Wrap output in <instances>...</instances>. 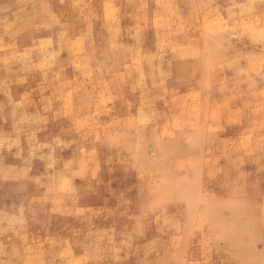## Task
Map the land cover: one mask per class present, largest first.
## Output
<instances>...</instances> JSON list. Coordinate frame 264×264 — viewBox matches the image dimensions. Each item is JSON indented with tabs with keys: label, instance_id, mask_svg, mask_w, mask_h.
Here are the masks:
<instances>
[{
	"label": "rangeland",
	"instance_id": "rangeland-1",
	"mask_svg": "<svg viewBox=\"0 0 264 264\" xmlns=\"http://www.w3.org/2000/svg\"><path fill=\"white\" fill-rule=\"evenodd\" d=\"M0 39V264H264V0H0Z\"/></svg>",
	"mask_w": 264,
	"mask_h": 264
},
{
	"label": "bare ground",
	"instance_id": "bare-ground-1",
	"mask_svg": "<svg viewBox=\"0 0 264 264\" xmlns=\"http://www.w3.org/2000/svg\"><path fill=\"white\" fill-rule=\"evenodd\" d=\"M11 3H12V2H11ZM11 5H12V4H11ZM3 6H6V5H3ZM12 8H13V5H12ZM12 8H11V9H12ZM12 17H13V16H12ZM12 19H14V18H12ZM55 20H56V19H55ZM10 22H11V21H10ZM7 24H8V23H7ZM12 29H13V28H12ZM10 30H11V29H10ZM16 30H17V29H16ZM6 31H7V30H6ZM4 32H5V31H4ZM10 32H11V31H10ZM5 33H6V32H5ZM9 36H10V35H9ZM13 36H14V35H13ZM6 37H7V36H6ZM14 37H15V36H14ZM12 38H13V37H12ZM0 40H2V39H0ZM8 41H10V40H8ZM23 41H24V40H23ZM1 43H2V42H1ZM12 45H13V44H12ZM0 46H1V45H0ZM3 46H4V45H3ZM13 46H14V45H13ZM15 47H16V46H15ZM15 47H14V48H15ZM3 48H5V47H3ZM31 48H32V47H31ZM0 49H2V47H1ZM12 49H13V48H12ZM11 51H12V50H11ZM29 51H30V50H29ZM5 52H7V51H5ZM13 53H14V52H13ZM23 53H24V52H23ZM4 54H5V53H4ZM26 54H27V53H26ZM16 55H17V53H16ZM4 56H5V55H4ZM14 56H15V55H14ZM14 56L12 55V57H14ZM14 58H15V57H14ZM1 59H3V58H1ZM11 60H13V59H11ZM45 61H46V60H45ZM1 62H2V61H1ZM43 62H44V61H43ZM4 63H5V62H4ZM4 63H3V64H4ZM36 63H37V62H36ZM36 63H35V64H36ZM45 63H46V62H45ZM24 64H25V63H24ZM24 64H23V65H24ZM1 65H2V64H1ZM44 65H45V64H44ZM4 66H5V65H4ZM45 66H46V65H45ZM45 66H44V67H45ZM5 67H6V66H5ZM44 67H42V68H44ZM9 68H10V67H9ZM23 68H24V67H23ZM20 69H21V68H20ZM27 69H28V68H27ZM27 69H26V70H27ZM47 69H48V68H47ZM15 70H16V69H15ZM22 71H25V70H22ZM0 75L2 76V74H0ZM30 75H31V74H30ZM34 75H36V74H34ZM49 76H50V75H49ZM18 77H20V76H18ZM30 77H31V76H30ZM46 77H47V76H46ZM44 78H45V77H44ZM52 78H53V77H52ZM55 78H56V77H55ZM57 78L59 79V77H57ZM50 79H51V78H50ZM44 80H46V78H45ZM21 81H22V80H21ZM5 82H6V81H5ZM22 84H23V83H22ZM27 84H28V83H27ZM19 85H20V84H19ZM28 85H29V84H28ZM28 85H27V86H28ZM21 86H22V85H21ZM2 87H3V86H2ZM2 87H1V88H2ZM4 91H5V90H4ZM5 93H6V92H5ZM28 95H29V94H28ZM7 96H8V95H7ZM3 97H4V96H3ZM8 97H9V96H8ZM25 98H26V97H25ZM27 98H28V97H27ZM4 99H5V98H4ZM11 99H12V98H11ZM21 99H22V98H21ZM21 101H22V100H21ZM10 102H11V101H10ZM10 102H9V103H10ZM18 102H19V101H18ZM26 102H27V101H26ZM26 102H25V103H26ZM14 104H15V103H14ZM14 106H15V105H14ZM20 106H21V105H20ZM23 106H24V105H23ZM27 108H28V107H27ZM25 109H26V108H25ZM16 110H17V109H16ZM18 112H19V111H18ZM3 117H5V116H3ZM3 117H2V118H3ZM4 120H5V118H4ZM1 129H2V128H1ZM8 137H9V136H8ZM6 140H7V139H6ZM8 140H9V139H8ZM0 141H3V140H0ZM3 142H4V141H3ZM1 144H2V143H1ZM7 174H8V173H7ZM11 174H12V173H11ZM11 177H12V176H11ZM16 178H17V177H16ZM7 179H8V178H7ZM3 180H4V179H3ZM0 183H1V182H0ZM13 183H14V182H13ZM3 184H4V183H3ZM14 184H15V183H14ZM3 186H4V185H3ZM5 188H6V187H5ZM10 191H11V190H10ZM10 195H11V194H10ZM9 197H10V196H9ZM25 230H26V229H25ZM23 232H24V231H23ZM11 233H12V232H11ZM25 234H26V233H25ZM11 237H13V236H11ZM15 237H16V236H15ZM22 238H23V237H22ZM34 240H35V239H34ZM11 242H12V241H11ZM16 242H17V241H16ZM34 247H35V243H34ZM25 248H26V247H25ZM32 248H33V247H32ZM24 252H25V251H24ZM26 253H27V252H26Z\"/></svg>",
	"mask_w": 264,
	"mask_h": 264
}]
</instances>
